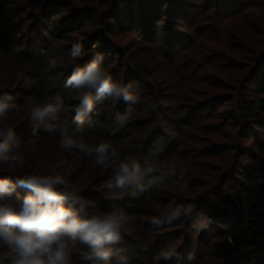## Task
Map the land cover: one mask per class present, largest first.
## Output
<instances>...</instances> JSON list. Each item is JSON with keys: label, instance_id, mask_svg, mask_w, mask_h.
<instances>
[{"label": "rangeland", "instance_id": "1", "mask_svg": "<svg viewBox=\"0 0 264 264\" xmlns=\"http://www.w3.org/2000/svg\"><path fill=\"white\" fill-rule=\"evenodd\" d=\"M121 1L2 0L1 5L8 3V7H14L16 11L19 9L21 19H15V14H12V19L20 20L25 30L22 40L28 39L30 48L33 43L36 44L34 32L37 33L36 29L42 26L37 24L42 21L41 15L48 8L57 12L53 19V22H58L57 29L63 28L59 23L70 21L73 17H78L77 21L82 25L67 33L65 38L61 35L60 39L51 43V51L57 53L56 56L67 55L73 43L93 45L99 36L103 38V44L111 47L113 53L104 59L105 65L114 79L123 83L133 82V91L141 97L133 121L123 127L118 125L116 113L123 112L127 105L120 109V103H124L122 100L115 108L110 101L103 104L99 102L101 114L110 120L107 133L112 136L114 146L117 149L124 143L131 146L129 149L133 158L129 161L147 162L153 168L162 160V163L174 161L189 176L187 188L169 182L166 190H157V198L151 199V203L144 204L142 208L145 217L141 221L147 225L144 233H147L152 245L148 247L162 253L170 250V246L182 245L180 241L183 238L175 239V245H168L165 240H168L169 235L179 231L182 232L181 237L192 234L191 225L206 216L196 208L191 219L179 220L184 224V229L179 228V221H176L171 228L157 231L147 222V218L163 210V201L167 203L174 199L178 203L196 204L195 198L200 194L216 195L222 191L245 194L254 184L256 158L264 150V124L255 120L246 121L241 117L247 112L240 98L245 95L249 101L264 96L254 93L260 80L251 76L258 62L264 58V0H238L237 12L226 14L220 12L221 8L217 13L210 10L212 5L217 6L214 0H181L189 3L193 14L186 23L180 24L174 22L176 19L172 18L169 8L163 7L162 0L159 4L158 0ZM112 13L116 15L113 20L109 16ZM155 13L163 19L156 26L152 20ZM146 19H150L149 22ZM116 24L122 26L117 27ZM144 25L148 28L142 29ZM183 33L188 38L180 39L181 35H185ZM27 34L30 36L27 37ZM101 45L94 44L92 50H85L87 54L80 60H91L92 53L100 52ZM36 47L39 48L38 53L42 54L45 50L42 45ZM2 52L0 50V94L7 92L17 98L18 91L39 86L41 70L37 71V68L42 66L40 62L38 65L33 62L31 65H22ZM71 65V62H65L56 69L65 73ZM20 72L30 78V84H25L18 76ZM71 101L77 102L72 97L66 100L68 103ZM153 103L159 105L157 112L149 107ZM145 108L148 110L145 111ZM257 110L259 107L255 106L249 113ZM189 112L193 116L192 121H189ZM28 113L29 104H25L20 107V111L12 112L0 120V126H12L17 133L23 127L20 123L30 121ZM44 138L22 143V150L26 153L25 165L9 169L0 164V174L19 176L43 171L39 165L44 160V154L55 151L56 157H51L45 163L66 159L67 164L58 171L69 177L82 195L95 202L98 199L95 195L98 185V191H108L104 185L113 175L110 170L97 168L81 153H68L61 149L57 153L56 139L52 137L44 142ZM162 152L168 157L164 158ZM103 197L107 205L113 202L117 204L116 210H121L122 205L130 199L124 193L117 194L114 199ZM135 223L130 225L128 236L135 237L141 232ZM231 228L228 223L211 221L206 230L196 234L206 239L205 246L199 245L196 238L193 249H202L201 255L211 254L213 243L220 241ZM160 240L161 246L154 247ZM140 247L136 244L131 247L127 245L121 255H127L130 249L135 254ZM134 254L129 256L130 260L135 257ZM159 257L162 259L161 255ZM217 258L214 253L203 264H216ZM164 261L162 259L161 263ZM74 264L79 262L74 261Z\"/></svg>", "mask_w": 264, "mask_h": 264}, {"label": "clouds", "instance_id": "2", "mask_svg": "<svg viewBox=\"0 0 264 264\" xmlns=\"http://www.w3.org/2000/svg\"><path fill=\"white\" fill-rule=\"evenodd\" d=\"M85 52L81 43H73L67 55L60 54L47 61V69H56L65 62L72 63L71 74L65 87L71 90L72 99L78 103L66 105L59 95L48 96L43 104H32L29 108L31 121L45 118L56 123L44 124V132L57 134V144L65 152L74 150L90 160L97 168L110 170L113 175L105 182L106 198L114 199L124 193L138 199L148 189L166 190L167 184L187 188L189 176L186 170L174 161L161 163L158 168L141 166L136 160L121 159L122 153L111 139L90 143L84 138L86 118L94 123L97 102H111L112 107L122 100L127 105L123 112L116 113L118 125L123 127L134 119L136 105L141 97L133 91V82H120L104 63V53H92V59L81 65L77 63ZM18 76L25 84L30 78L23 72ZM31 100L32 97H28ZM21 105L13 95L0 94V120L9 113L20 111ZM156 111L159 105L149 106ZM145 111L148 109L145 108ZM74 112L69 122L58 113ZM38 137L33 128L29 139ZM26 153L15 129L7 124L0 126V164L9 169L25 165ZM66 159L51 163L40 162L43 171L16 176L0 177V264H131L127 255L115 247L124 235L131 232L130 225L136 217L123 210L98 209L95 202L81 194L69 177L62 174ZM156 172V175L150 173ZM25 189L21 195L17 190ZM15 194V195H14ZM211 199H214L212 197ZM195 203H178L169 200L163 210L148 217L147 222L162 229L184 218L191 219L196 211ZM210 218L202 216L191 225L199 233L207 229ZM176 255L174 246L164 250L161 258L170 260Z\"/></svg>", "mask_w": 264, "mask_h": 264}, {"label": "trees", "instance_id": "3", "mask_svg": "<svg viewBox=\"0 0 264 264\" xmlns=\"http://www.w3.org/2000/svg\"><path fill=\"white\" fill-rule=\"evenodd\" d=\"M159 2L160 0H158L157 4H159ZM1 3L2 0H0V50L4 52L7 58L12 59L22 65H31L32 62L37 65L39 62L42 64V66H39V68H37V71L41 70L38 76L39 86H35V89H22V91H18L16 95L19 97L16 98L14 96L16 101L21 106L29 104L30 108L32 104H43L47 102L48 96L59 95L60 99L66 105L78 103V101H71L69 103L66 102L68 97H72L71 90L65 87V82L67 80V77L71 74L73 65L67 67L68 69L65 73H63L62 71H58V69L46 70L47 61L57 55V53L53 54L54 51H51V43L55 42L56 39H60L61 35L64 36L62 38H65L66 36H68L67 33H71L72 31L81 28V23L77 21L78 17H73L70 19V21L67 19L68 21L64 20L59 23V25L63 26V28H60L59 30V28H56V24H58V22H53V19L57 16V12L53 11V9L51 8L46 9L41 15L42 21L37 24V26L40 24H42V26L38 27L39 29H36V31H38L37 33L34 32L36 44L33 43L32 48H30L28 47L30 41H28V39H26V41L22 40V34H24L25 30L22 27L20 20H15L21 19L20 16H22V14L19 15V9L16 11L14 7H8L6 5L8 3L2 5ZM121 3H124V0L121 1ZM162 3L163 7L166 6L170 9L172 18L176 19V21L174 22L177 24H180L181 22L186 23L185 21L189 20L191 14H193L192 12H190L189 3H183L181 0H162ZM213 3H216L217 6L212 5V8H210V10L217 13V11L221 8L220 12L222 14H226L227 12H237L239 5L238 0H214ZM12 14H15V19H12ZM109 16L112 20L116 18V15L114 13H112L111 15L109 14ZM153 18L155 20H152L156 22L155 26L163 20L162 17L158 15V13H155V15H153ZM148 20L150 19H146V21ZM152 20L150 21L149 26H151ZM116 26L121 27L122 25L116 24ZM144 28H148V26L144 25L142 29ZM183 34L185 35H179L180 39L181 37L186 38L187 34ZM29 36L30 34H27V37ZM140 38L142 39V37ZM94 44L103 45H101L102 48L100 52L104 53L105 58L109 57V55L113 53L109 44H103V38L101 36H99L96 41H94ZM37 45H42L45 47V50H43L44 52L42 54L38 53L39 48L36 47ZM93 45L91 43H88L83 46V48L84 50L90 51L93 49ZM94 48H96V46ZM188 48L192 47L189 46ZM88 61L82 62L81 60H79L77 63L83 65ZM251 76L258 77L260 80V83L254 88V93L259 96L264 95V58L258 62L256 68L251 73ZM39 88L41 89V91H39ZM244 92L246 93V90ZM28 97H32V99L28 101ZM241 99H243V101ZM240 103L244 104L245 110L247 112V115L241 116L242 118L246 119V121L255 120L256 122L259 121L264 124V96L259 98L258 100L253 99L248 101L245 99V95H243V97L240 98ZM99 104L100 103L98 102L96 105L97 109L95 112V116L93 117V120L95 122L89 123L86 118L85 131L83 133L86 141L93 144L98 143L103 139H111L113 141L112 136L107 133V127L110 126V120L107 116L101 114V106ZM120 105L121 109L125 105V102L123 103V105L122 103H120ZM255 106H258L259 110L249 113ZM157 111L158 110H156V112ZM57 115L60 118L68 119L69 122H71V120L75 116V113H58ZM189 115V121H192L193 116L190 112ZM56 122L58 121L52 120L51 118H45L43 121L30 120L28 122L20 123L19 125H22L23 127L18 129L16 133L17 138L20 139L22 143H25L43 137H45L44 142H46L49 141L50 138L54 137L57 143V134H47L44 132L43 128L44 124ZM176 122H174V124ZM33 128H36L38 137L29 139ZM166 135L170 136V134ZM168 140L169 139H166V141ZM114 143L115 142L113 141V144ZM129 147L131 146H128L126 143H124L122 146H119L118 150L122 153L121 159L129 160L133 158V154H131ZM56 149L57 153H59L60 148L58 144ZM148 150H150V147L148 148ZM54 152L55 151H51L48 154H44V160L42 161L47 162L51 157L52 159L53 157L55 158L57 154ZM73 152L79 154V152L75 150ZM162 155L164 156V158L168 157V155L164 154L163 152ZM162 162L163 160L156 166V168H158ZM146 165L151 164L147 162L141 163L142 167ZM156 174V172H153L150 173V176ZM5 175L6 174H0V177ZM16 176L17 175H13V180L16 179ZM254 176V184L247 189V193L245 194H242V192L231 193L222 191L216 195H208V193H204L196 196L195 202L197 208L201 213L210 218L212 222L221 224L228 223V225L232 227L228 230V232H225V235L220 241H216L213 243L211 254L204 253L203 255H201L202 249H193L194 239L197 238V242L199 243V245L204 244V247L206 244L205 238L203 240L201 237H199V235L196 236L197 233L195 232L190 235L188 234L187 236L185 235L181 237L182 232L179 231V233L169 235L168 240L165 241L168 243V245H175V239L181 240V238H183L182 241H180L182 245L174 246L177 252L176 255L173 256L169 261H164L163 263H161L162 259H160L159 257V255H161L160 251L155 248L148 247L152 245H150L151 241L147 239V233H144L147 225L143 221H141L142 218L145 217L142 209L144 204L151 203V199H156L158 196V192L154 188L146 190L140 195L138 199L130 198L127 203L122 205L121 210H123L126 214L136 217L135 224L139 226L138 229L139 231L141 230V232H138L137 236L135 237L124 235L121 241L115 245V247L117 249H120L122 254V252H124V248L127 245L128 247H131L133 244H136L138 247L141 246L140 248H138L137 253L134 254V250L130 249L129 253L127 254V256H131V254H134L135 256L131 259V264H168L169 262H172V264H179L182 259L183 261L181 264H203V262H205V259L212 256L214 253L218 256L216 264H264V150L262 154L256 158V162L254 165ZM104 181H106L105 178ZM99 187L100 186L98 185L96 188L98 189ZM97 189L95 193L96 198H98L97 201H95L97 208L106 211L116 210L115 208L117 204L113 202L107 205V203L103 200L105 192L98 191ZM17 191L21 195L26 193L25 189H18ZM212 197H214V199H211ZM166 204L167 203L163 201V206H165ZM172 225L173 224L166 225L162 229L171 228ZM183 225L184 224L182 222H177V226L179 228L184 229L182 227ZM156 230L158 231L160 229ZM169 234L171 233L169 232ZM153 238L154 237H152L151 239L153 240ZM159 242L160 243H156L154 247L156 246V248H159L162 244V241L160 240ZM143 248L149 249L144 250ZM113 264H115V258Z\"/></svg>", "mask_w": 264, "mask_h": 264}]
</instances>
